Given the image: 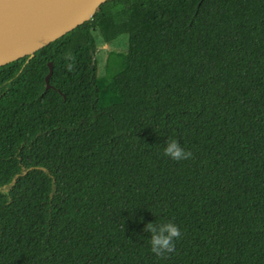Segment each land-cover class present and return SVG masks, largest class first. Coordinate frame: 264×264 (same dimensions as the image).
I'll return each instance as SVG.
<instances>
[{"label": "trees", "instance_id": "trees-1", "mask_svg": "<svg viewBox=\"0 0 264 264\" xmlns=\"http://www.w3.org/2000/svg\"><path fill=\"white\" fill-rule=\"evenodd\" d=\"M0 264H264V0H109L0 67Z\"/></svg>", "mask_w": 264, "mask_h": 264}, {"label": "water", "instance_id": "water-1", "mask_svg": "<svg viewBox=\"0 0 264 264\" xmlns=\"http://www.w3.org/2000/svg\"><path fill=\"white\" fill-rule=\"evenodd\" d=\"M109 0H0V67L35 53L90 21ZM53 65L49 63L46 88Z\"/></svg>", "mask_w": 264, "mask_h": 264}, {"label": "clouds", "instance_id": "clouds-1", "mask_svg": "<svg viewBox=\"0 0 264 264\" xmlns=\"http://www.w3.org/2000/svg\"><path fill=\"white\" fill-rule=\"evenodd\" d=\"M68 70H72V65H68ZM163 154L177 162L188 160L191 157V153L182 147L177 139L166 141ZM144 231L150 233V250L158 257L173 254L176 250V241L181 237L180 227L172 221L148 223Z\"/></svg>", "mask_w": 264, "mask_h": 264}, {"label": "rangeland", "instance_id": "rangeland-1", "mask_svg": "<svg viewBox=\"0 0 264 264\" xmlns=\"http://www.w3.org/2000/svg\"><path fill=\"white\" fill-rule=\"evenodd\" d=\"M97 51L95 54V60L98 68V74L103 76L106 72V63L108 55L111 51L122 53L126 49L127 38L122 37L112 44H107L103 41L100 32L94 34Z\"/></svg>", "mask_w": 264, "mask_h": 264}]
</instances>
